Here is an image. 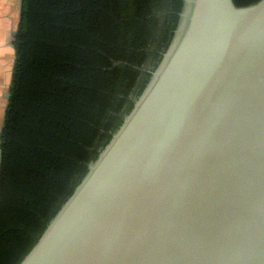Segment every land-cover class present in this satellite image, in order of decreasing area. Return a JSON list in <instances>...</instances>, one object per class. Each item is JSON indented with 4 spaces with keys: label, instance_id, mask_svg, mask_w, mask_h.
<instances>
[{
    "label": "water",
    "instance_id": "95a60500",
    "mask_svg": "<svg viewBox=\"0 0 264 264\" xmlns=\"http://www.w3.org/2000/svg\"><path fill=\"white\" fill-rule=\"evenodd\" d=\"M181 2L131 110L18 264H264V0Z\"/></svg>",
    "mask_w": 264,
    "mask_h": 264
},
{
    "label": "trees",
    "instance_id": "16d2710c",
    "mask_svg": "<svg viewBox=\"0 0 264 264\" xmlns=\"http://www.w3.org/2000/svg\"><path fill=\"white\" fill-rule=\"evenodd\" d=\"M181 7V0H21L0 132V264L21 261L120 126Z\"/></svg>",
    "mask_w": 264,
    "mask_h": 264
},
{
    "label": "crops",
    "instance_id": "0c3cea01",
    "mask_svg": "<svg viewBox=\"0 0 264 264\" xmlns=\"http://www.w3.org/2000/svg\"><path fill=\"white\" fill-rule=\"evenodd\" d=\"M17 13V0H0V123L5 106L3 96L9 91L13 71L11 31L16 27Z\"/></svg>",
    "mask_w": 264,
    "mask_h": 264
}]
</instances>
